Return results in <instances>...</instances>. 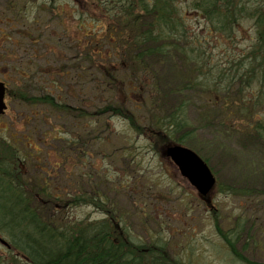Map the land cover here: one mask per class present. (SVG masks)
<instances>
[{
  "label": "rangeland",
  "instance_id": "obj_1",
  "mask_svg": "<svg viewBox=\"0 0 264 264\" xmlns=\"http://www.w3.org/2000/svg\"><path fill=\"white\" fill-rule=\"evenodd\" d=\"M243 1L248 4L244 5L233 32L227 30L228 35L215 33L202 15L188 11L193 32L205 39L211 56L204 60L200 70L181 57L164 60L157 67V78L163 84L168 83L170 91L175 92L203 75L208 67H216L218 73L230 77L252 66L247 56L256 41V27L247 12L260 0ZM23 2L0 0V45L6 36L11 42L7 46L11 54L0 56V80L27 95L51 94L86 110L108 104L111 84L84 55L85 35L107 34L109 30L110 22L96 1L31 0L27 12L22 9ZM45 4L52 5L50 13ZM35 16L38 19L33 23ZM105 49L109 50L108 45ZM123 62V65L115 62L111 69L117 71L126 86L138 87L140 68L128 61L127 56ZM238 82L232 92L239 89ZM145 83L151 81L147 79ZM225 85L226 82L221 87ZM249 89L258 90L259 83L252 82ZM141 90L128 92L131 100L127 105L139 123L153 125L158 110L152 115L142 105ZM192 90L189 87L183 89V94L173 92L168 108L188 97L186 109L192 132L183 145L205 159L217 178L207 199L200 196L163 153L162 149L169 144L156 142L155 152L151 134L134 131L119 116L103 115L99 123L104 126L94 130L91 122L79 119L76 114L65 115L48 105L7 96V110L0 115V141H9L19 151L22 172L31 190L49 180L50 187H57L62 196L105 194L110 205L114 204L110 207L121 215L122 225L130 236L138 242L162 241L170 264H264V172H256L250 161L243 158L240 146L231 138L233 134L222 139L227 126L242 125L240 118L227 119L221 113L222 104L206 105L204 97L194 96ZM263 115L264 107L255 117ZM220 120L227 126H222ZM127 138L135 155L130 164L123 163L119 154L127 146ZM225 185L257 187L263 193L243 201L226 187L223 189ZM71 208L64 213L77 219L105 216L104 211L89 203ZM243 213L256 227L239 240L237 251H233L218 231L215 217L219 218L221 229L227 230L233 227L234 218ZM2 239L8 243L10 239L0 232V264H6L17 252Z\"/></svg>",
  "mask_w": 264,
  "mask_h": 264
},
{
  "label": "trees",
  "instance_id": "obj_2",
  "mask_svg": "<svg viewBox=\"0 0 264 264\" xmlns=\"http://www.w3.org/2000/svg\"><path fill=\"white\" fill-rule=\"evenodd\" d=\"M30 1L23 2L22 9L25 12ZM95 1L110 22L109 30L107 34L87 33L84 55L100 68L111 84V101L103 107L86 110L51 94L30 96L8 87L7 95L33 104L48 105L65 115L76 114L79 119L91 122L94 130L104 126L99 123L103 115L122 117L134 131L151 134L155 152L156 142L185 143L192 132L186 109L188 97L182 103L168 108L169 96L174 91L169 90L168 83L163 84L157 78V67L163 65L166 59L181 57L199 70L202 69L204 60L207 61L211 55L206 50L205 39L193 32L188 11L193 10L202 15L215 33L228 35L227 30L234 29L248 1ZM44 6L48 13L51 12L49 9H53L52 5ZM254 6L247 12L256 27V41L247 56L252 66L244 72L242 68L230 77L218 73L216 67H208L202 72L203 75L190 80L175 92L183 94V89L191 87L194 96L197 94L204 97L202 99L206 105L222 104L221 113L227 119L239 117L242 123L239 127H229L220 120L222 126L228 127L222 139L233 134L231 138H235L240 146L243 158L250 161L256 172H264V115L261 118L255 117L264 107V0ZM37 11L40 13L41 9L37 8ZM37 19L38 16L32 18L33 23ZM30 33H34L33 30ZM10 43V37L6 36L0 45V56L11 54L7 48ZM90 45H93V49H89ZM106 45L109 50L105 49ZM125 56L128 61L130 59L137 64L142 72L138 87L126 86L124 79L116 74L117 71L111 69L115 62L123 65ZM147 79L151 83H145ZM255 81L259 83V89H249ZM225 82V87H221ZM237 82L240 84L239 89L232 92ZM146 87L149 89L145 90ZM134 89H142L141 103L152 115L158 110L155 124L143 126L127 105L131 100L128 92ZM126 140L128 144L119 154L123 163L130 164L135 155L131 141L128 138ZM21 164L22 157L17 148L7 140L0 141V232L10 239L11 246L17 252L6 264H170L162 241L138 242L130 236L127 228L122 225L121 215L111 208L114 204L110 205L111 201L105 194L94 192L62 196L57 187H50L52 184L49 180H44V185L31 190ZM225 187L243 201H248L249 196L263 193L257 187L225 185L222 188ZM58 202L60 205L56 204ZM80 203L94 205L104 211L105 216L90 220L77 219L64 213L66 208L69 211L68 208ZM215 219L219 223L218 231L233 251L239 240L256 227L244 213L236 216L233 227L227 230L221 229L217 216Z\"/></svg>",
  "mask_w": 264,
  "mask_h": 264
},
{
  "label": "water",
  "instance_id": "obj_3",
  "mask_svg": "<svg viewBox=\"0 0 264 264\" xmlns=\"http://www.w3.org/2000/svg\"><path fill=\"white\" fill-rule=\"evenodd\" d=\"M6 85L0 80V114L5 112ZM163 153L177 165L180 173L198 190L207 196L214 188L216 177L209 165L192 149L181 144H170ZM4 243L7 242L2 239Z\"/></svg>",
  "mask_w": 264,
  "mask_h": 264
}]
</instances>
